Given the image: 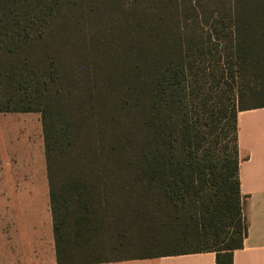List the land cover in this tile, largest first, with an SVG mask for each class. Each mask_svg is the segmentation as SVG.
I'll use <instances>...</instances> for the list:
<instances>
[{
	"label": "trees",
	"instance_id": "obj_1",
	"mask_svg": "<svg viewBox=\"0 0 264 264\" xmlns=\"http://www.w3.org/2000/svg\"><path fill=\"white\" fill-rule=\"evenodd\" d=\"M208 74L233 99L206 145L191 96ZM257 107L264 0H0V113L40 114L56 264H233L238 113Z\"/></svg>",
	"mask_w": 264,
	"mask_h": 264
},
{
	"label": "rangeland",
	"instance_id": "obj_2",
	"mask_svg": "<svg viewBox=\"0 0 264 264\" xmlns=\"http://www.w3.org/2000/svg\"><path fill=\"white\" fill-rule=\"evenodd\" d=\"M198 80L197 89L191 96L195 106L193 119L198 124L196 127H202L206 133L208 145L207 131L214 102L218 131L222 129L226 133L229 126L221 120L219 109L231 104L233 94L213 84L209 74ZM1 131L4 133H0V264H51L54 251L50 241L52 231L47 220L50 213L49 201L44 199L41 191L38 195H31L27 190L15 188L21 182L9 181L16 174L40 173L39 166L31 163V156L38 152V136L41 138L43 134L40 114L2 115ZM27 134L30 136L28 141L25 136ZM222 140L221 137L220 141ZM119 253L137 252L120 250Z\"/></svg>",
	"mask_w": 264,
	"mask_h": 264
},
{
	"label": "crops",
	"instance_id": "obj_3",
	"mask_svg": "<svg viewBox=\"0 0 264 264\" xmlns=\"http://www.w3.org/2000/svg\"><path fill=\"white\" fill-rule=\"evenodd\" d=\"M9 114L29 113H0V116ZM25 136L28 141L29 134ZM36 144L38 152L30 156L31 163L39 166L40 173L16 174L9 178V181L21 182V185L15 188L27 190L31 195H38L41 191L48 202L49 184L43 134L41 138L38 136ZM238 158L240 193L245 200V214L249 228L243 247L234 252L233 264H264V107L238 113ZM47 220L52 231L50 241L54 251L51 264H56L51 211ZM99 264H216V256L213 252H206L149 259H123Z\"/></svg>",
	"mask_w": 264,
	"mask_h": 264
}]
</instances>
